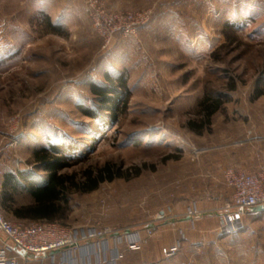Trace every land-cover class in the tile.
Here are the masks:
<instances>
[{"label":"rangeland","instance_id":"374dc122","mask_svg":"<svg viewBox=\"0 0 264 264\" xmlns=\"http://www.w3.org/2000/svg\"><path fill=\"white\" fill-rule=\"evenodd\" d=\"M110 79L114 118L91 91ZM43 147L74 178L57 223L109 231L83 262L264 264V212L223 226V172L264 165V0H0V203L4 173L47 176ZM107 163L121 178L78 191Z\"/></svg>","mask_w":264,"mask_h":264},{"label":"built area","instance_id":"2783aa9c","mask_svg":"<svg viewBox=\"0 0 264 264\" xmlns=\"http://www.w3.org/2000/svg\"><path fill=\"white\" fill-rule=\"evenodd\" d=\"M98 17L95 25L97 29L110 27V22L118 18ZM124 20L129 21V17ZM135 25L137 24H134L132 29ZM223 180L231 191L230 203L223 214V226L233 231L251 207L264 206V165L253 172L226 169L223 172ZM107 232L109 231L79 232L60 223L48 221L14 223L4 217L0 208V264H29L31 255H46L51 251L80 252L89 244L100 246ZM136 240H139V237H136ZM164 253L170 256L174 254V250H165ZM116 260L117 256H111L109 259L100 258L93 264H116Z\"/></svg>","mask_w":264,"mask_h":264},{"label":"trees","instance_id":"16d2710c","mask_svg":"<svg viewBox=\"0 0 264 264\" xmlns=\"http://www.w3.org/2000/svg\"><path fill=\"white\" fill-rule=\"evenodd\" d=\"M116 80L110 79L105 86L93 85L91 91L98 96L103 103L108 106L111 118L115 106L119 102L118 93L114 88ZM118 84L127 89L125 80L117 79ZM126 100V99H125ZM125 103V102H124ZM53 152L60 151L48 148H40L33 154L36 163L46 173V177L35 178L31 172L17 171L4 173V181L1 186V203L5 212L15 216L16 218H28L29 221H48L57 222L62 219L68 211V193L69 186L72 184L73 176L57 174L59 169L68 167L63 162L62 157H52ZM85 180L76 186L78 191L91 192L95 190L100 183L111 182L116 176L121 178L118 169H114L112 165L107 163L94 176L90 170L84 171ZM25 184V192L29 197L26 204L17 205L13 199V193L18 190L19 184Z\"/></svg>","mask_w":264,"mask_h":264},{"label":"crops","instance_id":"0c3cea01","mask_svg":"<svg viewBox=\"0 0 264 264\" xmlns=\"http://www.w3.org/2000/svg\"><path fill=\"white\" fill-rule=\"evenodd\" d=\"M259 167V166H258ZM258 167H255L253 169V171L257 170ZM251 171V172H253ZM29 202V201H27ZM26 202V203H27ZM26 203H17L16 204H26ZM5 214L10 218V220H12L14 223H31V222H36V221H29L28 218H16L15 216L5 212ZM165 224L164 226L162 227V230L163 231H168V229H165ZM173 232L175 231L174 228L173 229H169V231H172ZM161 231V232H163ZM158 235V234H157ZM108 244H107V250L109 249V253H110V250H116V248H119V247H116V242L118 241V238L117 237H112L111 239H108ZM163 244H166L162 241H160L159 245H163ZM123 248V246H122ZM125 248V247H124ZM127 252V251H126ZM125 252V249H124V256H123V259L121 260L120 264H131L130 263V255L131 253H126ZM126 253V254H125ZM149 254H145L146 255V260H153V257L157 256L158 257V253L159 251L156 250V255H155V252L152 251V252H148ZM112 254V253H110ZM84 257L82 255V253L80 252H74V251H60V252H57L55 254H51V253H48L46 255H31L30 256V262L29 264H40V263H43V264H77V263H81L84 261ZM23 264V263H21Z\"/></svg>","mask_w":264,"mask_h":264},{"label":"water","instance_id":"95a60500","mask_svg":"<svg viewBox=\"0 0 264 264\" xmlns=\"http://www.w3.org/2000/svg\"><path fill=\"white\" fill-rule=\"evenodd\" d=\"M264 212V206H256V207H251L248 211V213H251V214H260V213H263ZM59 251H51L50 253L51 254H55ZM19 254H22L21 252H18Z\"/></svg>","mask_w":264,"mask_h":264}]
</instances>
